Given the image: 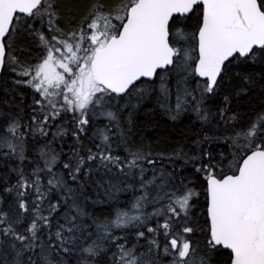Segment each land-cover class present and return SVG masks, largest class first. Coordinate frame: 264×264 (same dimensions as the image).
<instances>
[{"label": "snow or ice", "instance_id": "snow-or-ice-1", "mask_svg": "<svg viewBox=\"0 0 264 264\" xmlns=\"http://www.w3.org/2000/svg\"><path fill=\"white\" fill-rule=\"evenodd\" d=\"M0 264H264V0H0Z\"/></svg>", "mask_w": 264, "mask_h": 264}, {"label": "trees", "instance_id": "trees-1", "mask_svg": "<svg viewBox=\"0 0 264 264\" xmlns=\"http://www.w3.org/2000/svg\"><path fill=\"white\" fill-rule=\"evenodd\" d=\"M155 120L159 122V127L149 126L145 131L147 140L153 139L156 136H168L171 135L174 139L179 138L178 134L182 128V125L177 124L173 127V122L168 121L166 117L157 115ZM147 142V141H146Z\"/></svg>", "mask_w": 264, "mask_h": 264}]
</instances>
